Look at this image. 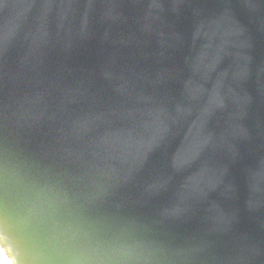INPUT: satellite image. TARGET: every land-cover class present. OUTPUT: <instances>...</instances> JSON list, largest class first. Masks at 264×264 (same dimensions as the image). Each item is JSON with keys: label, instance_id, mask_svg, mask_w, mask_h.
Returning <instances> with one entry per match:
<instances>
[{"label": "water", "instance_id": "95a60500", "mask_svg": "<svg viewBox=\"0 0 264 264\" xmlns=\"http://www.w3.org/2000/svg\"><path fill=\"white\" fill-rule=\"evenodd\" d=\"M0 201L131 264H264V0H0Z\"/></svg>", "mask_w": 264, "mask_h": 264}, {"label": "clouds", "instance_id": "9594fccd", "mask_svg": "<svg viewBox=\"0 0 264 264\" xmlns=\"http://www.w3.org/2000/svg\"><path fill=\"white\" fill-rule=\"evenodd\" d=\"M76 231L50 223L34 203L0 201V264H131L130 246L80 243Z\"/></svg>", "mask_w": 264, "mask_h": 264}]
</instances>
